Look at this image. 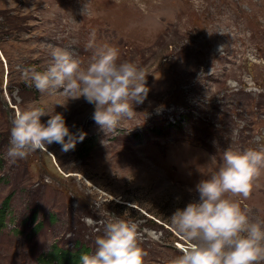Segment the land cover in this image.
<instances>
[{
	"label": "rangeland",
	"instance_id": "obj_1",
	"mask_svg": "<svg viewBox=\"0 0 264 264\" xmlns=\"http://www.w3.org/2000/svg\"><path fill=\"white\" fill-rule=\"evenodd\" d=\"M92 31L97 45L142 67L150 88L136 117L107 136L85 98L42 94L23 77L28 67L47 70L56 49L87 67ZM30 108L62 113L87 135L74 150L53 143L13 163L12 120ZM258 145L264 0H0V264H45L54 246L91 253L100 221L113 217L137 225L145 264H172L188 242L170 217L198 201L196 185L217 171L227 148ZM228 198L264 221V172L250 198Z\"/></svg>",
	"mask_w": 264,
	"mask_h": 264
},
{
	"label": "clouds",
	"instance_id": "obj_2",
	"mask_svg": "<svg viewBox=\"0 0 264 264\" xmlns=\"http://www.w3.org/2000/svg\"><path fill=\"white\" fill-rule=\"evenodd\" d=\"M90 4L83 15L90 14ZM85 48L92 52L87 67L72 51L56 49L47 70L28 67L23 77L42 94L63 90L71 99L85 98L94 105L93 119L99 130L105 136L117 134L124 122L136 117L135 106L148 97L145 71L134 62L121 61L117 47L97 45L95 31ZM45 116L50 117L46 123L42 122ZM86 135L73 132L62 113L43 108L17 111L7 157L14 163L37 151H48L53 143L67 152ZM215 163L213 156L211 164ZM262 172L264 145L224 151L217 171L196 185L198 201L176 209L170 217L176 232L188 242L172 264H264V221L254 219L250 209L228 198V194L250 198ZM100 224L103 234L95 238L93 252L79 257L80 264H145L148 253L141 246L142 234L135 223L113 217Z\"/></svg>",
	"mask_w": 264,
	"mask_h": 264
},
{
	"label": "trees",
	"instance_id": "obj_3",
	"mask_svg": "<svg viewBox=\"0 0 264 264\" xmlns=\"http://www.w3.org/2000/svg\"><path fill=\"white\" fill-rule=\"evenodd\" d=\"M7 206L4 208L3 213L6 215ZM83 253H90V249L86 248L84 245H75L73 251H66L63 249H59L57 247H53L51 252L45 257V264H80L79 257Z\"/></svg>",
	"mask_w": 264,
	"mask_h": 264
}]
</instances>
